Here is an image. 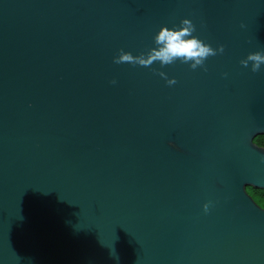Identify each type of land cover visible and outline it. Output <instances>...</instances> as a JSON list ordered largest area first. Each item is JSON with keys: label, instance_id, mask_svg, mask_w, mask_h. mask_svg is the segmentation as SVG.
<instances>
[{"label": "water", "instance_id": "95a60500", "mask_svg": "<svg viewBox=\"0 0 264 264\" xmlns=\"http://www.w3.org/2000/svg\"><path fill=\"white\" fill-rule=\"evenodd\" d=\"M183 19L224 51L114 62ZM254 52L264 0H0V264H264Z\"/></svg>", "mask_w": 264, "mask_h": 264}, {"label": "clouds", "instance_id": "9594fccd", "mask_svg": "<svg viewBox=\"0 0 264 264\" xmlns=\"http://www.w3.org/2000/svg\"><path fill=\"white\" fill-rule=\"evenodd\" d=\"M195 31L192 22L189 19H183L178 27L173 28L160 27L159 31L154 36V43L156 47L149 49L144 54L133 56L128 52L121 51L118 57L114 58V62L138 64L141 66H150L153 62L159 61L163 65L172 64L176 60L183 63H190V67L195 69L197 66L203 65L205 59L209 56H215L218 52H223V46L213 49L208 44L202 42L200 39L192 35ZM251 62V71L256 72L260 66L264 64V54L260 52L249 53L246 59L240 61L241 65L247 67ZM164 77L163 72L159 73ZM115 83V81H112ZM167 83L172 85L176 83L174 79H167ZM255 145V140H253ZM261 151H264V145H256ZM245 191H249L248 188ZM208 204H204V211H208ZM264 208V205H261Z\"/></svg>", "mask_w": 264, "mask_h": 264}, {"label": "trees", "instance_id": "16d2710c", "mask_svg": "<svg viewBox=\"0 0 264 264\" xmlns=\"http://www.w3.org/2000/svg\"><path fill=\"white\" fill-rule=\"evenodd\" d=\"M253 140H255V143L258 145H264V134L256 135ZM246 188L249 189L247 191L252 198L258 203L260 201L264 205V189L252 187V186H246ZM259 204V203H258ZM260 205V204H259Z\"/></svg>", "mask_w": 264, "mask_h": 264}, {"label": "rangeland", "instance_id": "374dc122", "mask_svg": "<svg viewBox=\"0 0 264 264\" xmlns=\"http://www.w3.org/2000/svg\"><path fill=\"white\" fill-rule=\"evenodd\" d=\"M258 203L260 204V206L263 205L260 201H258Z\"/></svg>", "mask_w": 264, "mask_h": 264}]
</instances>
